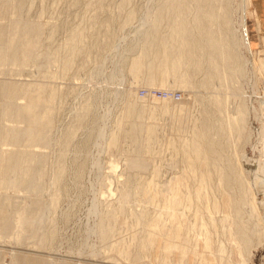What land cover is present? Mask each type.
Here are the masks:
<instances>
[{
  "label": "rangeland",
  "instance_id": "1",
  "mask_svg": "<svg viewBox=\"0 0 264 264\" xmlns=\"http://www.w3.org/2000/svg\"><path fill=\"white\" fill-rule=\"evenodd\" d=\"M228 1L229 27L236 38L240 22L250 28L253 59L259 67L252 75L251 56L243 48L239 47V52L237 49L238 55L249 62L233 84L247 105L244 139L235 149L241 153L240 164L246 178L251 177L255 170L253 160L259 157L258 146L254 149V134L264 125V103L260 102L264 99V67L258 62L264 55L258 52L262 50L260 38L264 36V0ZM20 2L0 0V30L8 31L17 45L13 55L0 62V87L4 86L0 91V226L7 215L10 223L5 231L0 228V264H264V192L255 193L254 199L248 197L236 214L228 199L241 200L242 195L238 198L239 191L234 192L231 185L226 188L221 168L227 162L224 158L230 160L231 156L221 155L219 159L223 158L225 163L219 160L211 180L200 182L185 170L181 156L178 159L181 152L174 154L169 146L168 138H173L175 144L184 140V133L174 130L176 114L164 115L157 110L156 115L138 120L140 125L151 124L158 130V142L150 152L140 150L137 144L133 149L129 126L124 130L131 120L124 114L126 104L147 92L179 94V104L185 106L183 113L186 112L181 117L186 119L187 126L205 115L212 119L210 112L214 111L209 106V114L205 112L214 90L199 85L202 73L193 74L191 79L195 83L191 88L179 85L178 75L172 73L151 75L155 78V85L151 86L149 72L141 70L134 75L129 71L138 55V50L129 48L147 30L144 15L156 0H130L123 10L122 6L118 8L122 0H25L23 5ZM3 9L6 13L1 15ZM125 9L132 10L134 16L131 23L122 24L128 11ZM28 26H38V34L28 33ZM75 30H83L84 39L79 41L80 52L70 57L66 70L59 63L64 56L61 50L66 51L63 44ZM28 37L32 43L25 51L23 43ZM145 59L148 64L152 57ZM117 64L122 66V75L114 74ZM37 88L44 93L37 123L43 134L40 140L27 133L30 117L23 108ZM167 103L171 108L177 104ZM45 110L47 117L43 116ZM95 121L105 133L100 140L90 133ZM121 126L124 131L118 129ZM112 132L117 133L118 145L114 148L111 141L106 142ZM29 155L33 159L32 175L27 168L20 179L23 168H16L14 160L21 164L22 158ZM134 156H143L145 160L150 157L147 169L127 171L125 159ZM241 156L251 161L246 164ZM59 169L64 172L57 181ZM155 173L160 174L158 178ZM125 193L126 199L121 200L120 194ZM56 194L59 195L54 200ZM250 200L258 202L257 212H251ZM101 223L105 224L106 235ZM245 231L250 240V244L246 243L248 248L240 243L247 238ZM240 232L245 235L242 239ZM168 245L173 251H166Z\"/></svg>",
  "mask_w": 264,
  "mask_h": 264
},
{
  "label": "bare ground",
  "instance_id": "2",
  "mask_svg": "<svg viewBox=\"0 0 264 264\" xmlns=\"http://www.w3.org/2000/svg\"><path fill=\"white\" fill-rule=\"evenodd\" d=\"M20 1L24 2L25 0H20ZM246 1L247 3L250 2V0H246ZM18 2L19 0H17V3ZM129 3H130V0H122V3L119 5L118 8L120 9V6H122V10H123L125 7H127V5H129ZM227 4H229L228 0H156V4L153 7H151L150 11L149 10L146 11L144 15L146 17L144 20L145 25L147 24L148 26V28L146 27L147 30H144L143 33L141 32L137 41L133 42V44H131L129 48L130 51L138 50V55L135 56V58L132 60L129 71L134 75L140 74L139 72H141V70H143L142 72L144 71H147V73L149 72L148 75L150 76V78H148V80L150 81H148V83H150L151 86L155 85V81H153V79L155 78H153V76L157 74L156 72L165 73V74L172 73L176 76L178 75L179 85L184 86V87L193 86L194 85L193 83H195L191 79V78L194 79L193 74L196 75L198 73H202V80H200L199 85L205 87L206 90L207 88L210 89L209 87H212L214 90V91L212 90L214 93H212L213 95H211V98L207 102L204 101L207 103V109L205 111L207 114H209L207 112L209 106L213 107L214 109V111L212 110V112H210L212 119L209 117L206 118V115H205L198 122L193 123L191 126L189 125L187 126L186 119H183L184 118L183 114L185 115L186 113V112L183 113L184 108H185L184 105H180L179 104L180 102L175 101L174 99H172V97L156 98L153 95H151L150 92H147L144 95V97H138L137 100H134L129 105L126 104L128 107L127 109H125L126 112L124 114H125V117L131 120L129 121L127 126H125L126 124H124V126L126 127V128L124 127V130L127 129V127L129 126L127 129L130 134L129 138L131 140V141L129 140V142L131 143L133 142V144H131L133 149L134 148L136 149L138 145V148L140 150L150 152L154 149V145H156L155 142L156 141L158 142L159 137L158 135H156L157 134L156 131L158 130H156L157 128L151 124H148V125L146 124L145 126L140 125L142 123H139L138 120L140 118L142 120L144 117H147L148 119V116L150 117V116H153L154 114L156 115L155 112L157 110H160L162 113H164V115L165 113H169V112H173L172 115L176 114V119H175L176 124L174 123L175 129L174 128L173 129L176 132H180V134L184 133V136L181 135L184 140L181 144L179 143L175 144L173 138H168V141H169L168 143L170 145L168 143L167 144L171 146L172 150H174L173 152L174 154L175 152H178V151L181 152V154L178 152L180 155L176 153L177 155H179L178 159H181V158L183 159L180 162L184 163L183 165L185 166V170H188L193 175L194 178L197 177L200 182L210 181L212 177V173H214L220 165L219 160H221V158L219 159V157L223 156L224 158V153H225V156L226 155L231 156L230 160L232 159L233 163L229 160L228 157H227L228 160L225 159L226 158L225 157L224 160L228 162V165L226 166L225 164L227 162L226 163L223 162L224 160L222 158L223 161L221 160V164L222 162L225 163L224 164L225 167H222L224 165H221V168H222L223 175H224L223 181L226 182V183L224 182V184H226L227 186L226 188L228 189L229 185H231V188L232 190H234V192L239 191L238 193L236 192L238 196L239 194L242 195L241 200H236L237 197L236 199L234 197L232 198L228 197L229 198L228 204L235 206V212L236 214H239L241 211V208H243V206L247 202L248 197L252 199L255 196V193L260 192V191L261 193L262 191L264 192V152L262 150V147L264 144V125H262L260 129H257L254 134L255 136L254 143H253L254 149L257 148L258 146L257 152L259 154V157L253 160L255 164V170L251 169L253 170L251 177L247 176L245 178L244 176L245 171L242 169V165L240 164L241 163L240 162L241 153L239 154L238 152L235 151V149L236 147H238L237 143L244 139L246 124H247V115H248L247 105L241 93H239L235 89L233 84L237 80L236 78L242 73H244V69L246 68V65L249 64V62H247V60L245 59H242L240 55H238L239 47L243 48V50L248 55L251 56V65L249 68L251 70L252 75L254 74V72L258 71L259 67L256 66V62L253 59L254 52L250 44L251 43L250 37L252 36H249V33L251 31L250 28H248L245 23L240 22L237 28L238 37L236 38V35L234 34L233 31H231V28L229 27L230 17L228 14L229 10L226 11L227 6H228ZM5 7L6 6H4V9H6ZM4 9L3 11L1 10V13L2 12L6 13ZM127 10L125 9V11ZM17 12H20V10ZM125 13L126 14L123 16L124 18L122 20V24L131 23V20L134 16V12L132 10H128ZM1 15H3V13ZM34 26L33 27L28 26L27 32L38 34L39 28H37L38 26L37 27H34ZM257 28H258L257 30H259V25ZM80 30L79 31L75 30L72 32L70 31L71 33H70L69 39L67 38V41H65V43L63 44L64 45L63 49L66 50L69 53V55L66 56L64 54L66 53V51L62 53V50H61V54H63L64 56L60 54L63 57L59 63H63L61 65L65 66L66 70H67L66 66L70 64L72 60L70 59V57L74 56V54L77 53L78 51L80 52L78 45L80 44L79 41L82 39V36H84V33L82 35L83 30L82 31ZM7 37L10 39L8 31L0 30V62H4L7 59V56L13 55L14 50L16 49V46H17L16 43L13 42V40L11 39L9 40L7 39ZM260 40H261L260 42H261L262 50L258 52L264 53V36H261ZM31 43H32V39L29 37L24 41L23 48L25 49V51L29 49ZM82 46L83 45H80L79 47L84 49V47ZM237 49H238V52H237ZM57 55L59 57V53ZM149 56H151L152 59L150 60V63L145 64V62L147 63L149 61V60L145 61L146 60L145 58ZM258 62H259L260 67H264V55L262 58L258 59ZM116 73L120 75L123 74V69H122V66H120V64H117L116 66L114 74ZM1 87H4V86H1ZM1 87H0V91L2 90ZM40 90H41L40 88H37L36 94L34 93L35 95H32L31 98L29 99V102H28L29 104H25L23 106L24 110L28 112L29 117H30V123H29L27 133L31 132L30 133L31 136L32 134H34L33 136L36 140H40L43 138V134L40 131L41 128L37 127V123L39 122L40 116H41L39 113V105H40V102L43 100V97L41 98V94L43 92L41 93ZM27 91L28 90L25 89V92ZM168 93H171V95L175 94L172 91H168ZM249 95L252 96L251 94ZM240 97H242L243 100H240L241 99ZM153 98L159 99L161 101L155 102ZM148 99H151L149 101H152L154 104H152V102L147 101ZM167 102H175L177 104L171 108L169 106V103ZM260 102L264 103V99ZM228 105H230L231 108L228 107ZM136 108H140V109H136ZM86 109L88 113L90 110H88L89 108H86ZM162 113H159V114H162ZM181 114L183 118L181 117ZM43 116H46V117L48 116L47 110H45ZM120 117L122 118L123 116H120ZM125 117H123V119ZM116 120L117 122H119V124L122 123L121 120L120 121H118V119ZM151 121H154V120H151ZM96 123H97L96 121L93 122L94 124L93 130H90V133L93 132L95 134V138L96 139L99 138L100 140V138L103 137L105 133L101 125L99 124L96 125ZM34 125L36 127H33ZM156 126L158 125L156 124ZM115 127L116 126H114V128ZM119 127L118 129L120 131L121 130L124 131L122 126L121 128ZM32 129H35V131L32 132L31 131ZM116 136H117V133L112 132V134H109L110 138L108 139V141H106L107 143L111 141L110 143H111V146L113 145V148L114 146L118 145ZM178 136L180 135H177V137ZM156 137H158V139ZM170 139H172V141ZM123 142L125 143V141ZM108 144H105V145H108ZM127 144H128V139H127ZM134 144H137L136 147H134L135 146ZM100 148L102 147L100 146ZM106 148H105V152H106ZM111 153L112 152L110 150V153L108 154L111 156ZM120 154H122V152H120ZM135 156L127 157V160L125 159L127 171L128 169L129 170L131 169L129 172H131L132 169L135 172H136L135 169H140L139 171H142L141 169H144L148 166L147 161L150 157H148V159L146 157L147 160H145L143 156H138V157H135ZM176 156L174 155V158H176ZM241 157H242V160L246 164L247 162L251 161L250 159L246 158V156L245 157L241 156ZM113 160H115V162H118L116 161L114 157H113ZM113 160L112 162H114ZM14 162L15 163L13 165H15L16 168L17 167L23 168V170H21L20 172L21 175H19L20 179H22V177L24 176L23 174L27 172V168L29 169V171L33 169L32 168L33 159L31 158L30 155L28 158H25V157L22 158L21 164L16 163V160H14ZM97 163H98V160H97ZM97 163L95 165V162H94V165L97 166ZM172 163H171V166H173ZM166 165L169 166L170 164L168 163ZM175 165H176V162H175ZM183 165H181V168ZM100 167L101 165L99 164V169ZM0 168H1V165H0ZM251 170H249V173ZM63 172H64L63 169H59L58 174L56 176L57 181L62 177ZM129 172H128V175H129ZM29 174L31 176L32 172L30 171ZM155 174H157L156 175L157 178H158V175H160L158 173H155ZM128 181L129 179L126 180V182ZM152 181L153 179H151V182ZM137 182H139V180L136 181V183ZM179 186L182 187L181 183ZM124 189H126V187H124ZM125 191H127V189ZM106 193H109V192H106ZM58 195L59 194L54 195L55 196L54 200L57 199ZM120 195H121L120 196L121 200L126 199V196H127L126 193L124 195L123 194H120ZM240 196L238 198H240ZM170 200H173V198L171 197ZM250 201H251L250 206L249 205L248 206L251 207V212H257L258 202L253 201V200H250ZM172 204H173V201L169 205V208L172 207ZM94 211H96V206H95ZM113 215L115 216V213ZM6 217L7 218L3 221V223L0 226L2 231H5L6 229H8L10 225L9 216L7 215ZM104 225L105 224L101 225L103 226L101 228H104ZM154 225H156V223H154ZM105 228L103 229V232L106 230ZM240 231L242 232L241 229ZM106 232L107 231H105V233L103 234L106 235ZM236 232H238V229ZM243 233L247 235L246 231ZM242 236H245V235L242 234L241 239L244 238ZM246 239L248 240V235H247V238L245 236V240H240V243L242 241V246L246 245V243L250 241L248 240L246 242ZM257 239H259V236ZM203 243L206 244L205 242ZM245 247L248 248L249 245L248 246L246 245ZM173 249L174 248L172 246L168 245V248L166 249V251H173ZM247 250L245 249V251Z\"/></svg>",
  "mask_w": 264,
  "mask_h": 264
},
{
  "label": "built area",
  "instance_id": "3",
  "mask_svg": "<svg viewBox=\"0 0 264 264\" xmlns=\"http://www.w3.org/2000/svg\"><path fill=\"white\" fill-rule=\"evenodd\" d=\"M151 95H153L154 97H157V98L172 97V99H174L175 101H179L181 98L179 94L171 95V93H168V92H157V93H152ZM262 150L264 152V144H263Z\"/></svg>",
  "mask_w": 264,
  "mask_h": 264
},
{
  "label": "crops",
  "instance_id": "4",
  "mask_svg": "<svg viewBox=\"0 0 264 264\" xmlns=\"http://www.w3.org/2000/svg\"><path fill=\"white\" fill-rule=\"evenodd\" d=\"M251 44H252V42H251ZM253 45V44H252Z\"/></svg>",
  "mask_w": 264,
  "mask_h": 264
}]
</instances>
